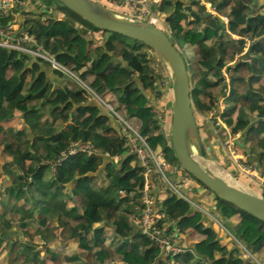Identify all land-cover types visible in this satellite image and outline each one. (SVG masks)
<instances>
[{
  "label": "trees",
  "instance_id": "16d2710c",
  "mask_svg": "<svg viewBox=\"0 0 264 264\" xmlns=\"http://www.w3.org/2000/svg\"><path fill=\"white\" fill-rule=\"evenodd\" d=\"M23 1L24 27L77 77L46 59L0 47V264H136L133 257L143 264H264V222L218 198L185 170L202 184L204 193L198 191V196H214L209 211L232 235L169 192L161 206L187 235L191 250L174 258L139 233L132 214L141 203L144 170L126 145L128 136L119 123L77 80L87 82L101 97L110 96V103L127 119L138 118L149 146L160 149L176 167L170 124L168 130L162 128L165 105L157 104L168 88L167 71L141 41L130 43L124 35L98 29L82 18L77 21L69 13L58 21L51 0ZM206 1L217 15L206 16V6L191 0L198 16L190 29L184 25L185 0H163L155 10L166 32L195 47L196 57L186 62L197 121L229 89L222 120L233 137L240 134L237 144L244 160L264 172V14H255L256 6L264 3ZM28 3L34 10L26 9ZM220 16L227 21L221 23ZM96 31L102 40L89 39L83 50L78 40ZM232 34L239 38H230ZM247 36L252 37L249 42ZM223 71L229 88L220 78ZM169 108L172 112V102ZM201 125L209 138L220 135L213 125ZM80 143L94 150L68 153ZM208 144L211 155L234 177L248 179L213 153L219 147ZM258 188L264 197V187ZM109 227L110 236L105 234ZM241 245L254 259L242 256Z\"/></svg>",
  "mask_w": 264,
  "mask_h": 264
},
{
  "label": "built area",
  "instance_id": "2783aa9c",
  "mask_svg": "<svg viewBox=\"0 0 264 264\" xmlns=\"http://www.w3.org/2000/svg\"><path fill=\"white\" fill-rule=\"evenodd\" d=\"M95 1L110 8H126L130 14H136L141 18L142 14L143 17H153L158 24H163L158 18V13L155 10V8L162 4L163 0ZM23 9H25V2L23 0H0V47H5L9 51H19L33 59H46L51 61L54 67L64 69L73 76H76L62 64L57 62L52 56H49L43 50L42 45L39 44L36 36L24 27L21 19L22 15L20 13ZM142 19L146 20L145 18ZM78 80L81 81L80 79ZM84 86L91 94H93L97 101L100 100L98 102L105 110L110 112L119 123L122 132L128 136L126 145L130 147L131 152L134 153L137 158L138 164L144 170L145 181L143 189L139 195L141 203L139 206H136L137 213L132 214V220L139 233L151 240L162 253L171 254L176 258L191 250L187 235L181 231L176 220H170L167 218L166 213L161 206L166 193L169 192L187 200L195 208V213L199 212L198 214L196 213L197 215L210 218L219 224V226L222 227V230L224 228L226 232L232 235V233L224 227L222 221L210 214L211 212L203 206V202L200 203L197 201V203H200L197 204L196 200L193 198L191 199L185 193L189 187H194L195 182L189 178L187 173H184L181 167L176 166L171 168L170 163L166 160L160 149L153 150L149 146L146 138L140 133V124L136 125V122H139V119L135 117L127 119L121 110L114 108V106L104 98L100 99V96L87 84H84ZM215 108L216 109L212 110L209 114V119L213 123L212 125L217 129L221 130V127H223L225 131L227 130L225 134L226 136L222 137L223 139H220V135H217V141L219 140L223 147H225L228 153L233 157H235V154L237 155V153L242 155L243 153L240 151L239 145L237 144V139L241 137L240 134H236V136L233 137L222 120L221 115L224 109L223 101L218 102L217 107ZM171 113L169 117L170 125ZM164 114H166V111H164ZM166 119L167 117L165 115L162 124V128L165 131L167 130ZM79 150L91 154L94 149L92 146L80 143L74 145L68 153H74ZM236 160H238L236 166L240 174L246 177L248 176L249 179L255 180L258 185L264 187V172L254 162L248 163L244 160V154ZM151 179H155L156 182H160L164 179L166 185L164 186L160 183L158 186H155ZM155 190H158V195ZM119 193L123 196L126 192L121 189L119 190ZM140 206L141 208L139 209Z\"/></svg>",
  "mask_w": 264,
  "mask_h": 264
},
{
  "label": "water",
  "instance_id": "95a60500",
  "mask_svg": "<svg viewBox=\"0 0 264 264\" xmlns=\"http://www.w3.org/2000/svg\"><path fill=\"white\" fill-rule=\"evenodd\" d=\"M58 1L98 29L143 42L151 49L150 55L155 53L159 57L172 83L170 139L179 166L218 198L233 203L264 222V197L230 184L210 167L209 163L214 164L215 158L206 146L193 110L187 62L167 32L147 20L95 0ZM187 10L191 12V6H187Z\"/></svg>",
  "mask_w": 264,
  "mask_h": 264
},
{
  "label": "rangeland",
  "instance_id": "374dc122",
  "mask_svg": "<svg viewBox=\"0 0 264 264\" xmlns=\"http://www.w3.org/2000/svg\"><path fill=\"white\" fill-rule=\"evenodd\" d=\"M52 1V4L55 6V8H56V11H55V13L54 14H56V16H58L59 17V19H58V21L59 20H61L60 18V16H63L64 14H66V13H69L71 16H73L77 21H80L79 19H80V17H78L77 15H75V14H73L72 13V11H70L67 7H65L63 4V6H61V4H60V2L58 1V0H51ZM264 3V0H261L260 1V3L259 4H263ZM34 4L33 3H28V6H26V9H28V11H32V10H34V6H33ZM208 5V10L209 11H211L212 13H217L215 10H214V8L211 6V5H209V4H207ZM256 8H257V12L255 13V14H264V7H259L258 5L256 6ZM115 9V8H114ZM118 10V9H117ZM119 11H121V10H119ZM124 12V11H123ZM126 13H130L129 11H125ZM131 15H134V16H137L136 14H132L131 13ZM142 16V18H145L147 21H149L151 24H154V25H158L159 27H161V28H163L164 30L166 29V27H165V25H163V24H158L157 23V21H156V19L155 18H153V17H151V18H149V17H143V14L141 15ZM158 16V18L163 22V18L161 17V15H157ZM156 16V17H157ZM137 17H139V16H137ZM79 18V19H78ZM139 18H141V17H139ZM141 18V19H142ZM148 18V19H147ZM157 18V19H158ZM160 21V22H161ZM161 22V23H162ZM193 22V19L192 18H190V17H186L185 19H184V25L187 27V29H190L191 27H192V25L190 24V23H192ZM58 25V24H57ZM166 31V30H165ZM168 34H169V36H170V38H171V40H172V42L174 43V45L181 51V53H182V55L184 56V58L188 61L189 59H192L193 57H194V53H193V48L192 47H190L189 45H185V44H183L182 42H180V41H177L175 38H173L171 35H170V33H169V31L167 32ZM129 38V37H128ZM89 39H93V40H95V41H99V40H102V38H101V35H99L98 34V32L96 31L95 32V34H92V33H89V34H87V35H82V37L78 40V43H79V45L81 46V48L84 50V48H85V46L87 45V41L89 40ZM132 38H130V39H126V41H128V42H130V43H132V40H131ZM64 70V69H63ZM64 71H66V70H64ZM67 72V71H66ZM74 74V73H73ZM75 75V74H74ZM226 75V74H225ZM167 76L168 77H165V83H166V87H168L167 89H166V94L164 95V98L162 99V100H159L158 102L159 103H157V104H159L158 106H161V104L162 103H164V107H165V109H164V111H166V117H167V119H166V129L168 130V128H169V117H170V113H171V111H170V108H169V103H171L172 102V95H173V93H172V83H171V81H170V78H169V75H168V73H167ZM227 76V75H226ZM80 79V78H79ZM79 83H80V85L81 86H83V87H85L84 86V84L86 85V83H82L81 81H79V80H77ZM86 81H88V80H86ZM85 82V81H84ZM93 95V94H92ZM93 98H95L94 96H92ZM100 99H105L107 102H111V98H110V96H106V97H102L101 98V96L99 97ZM96 99V98H95ZM98 101H100V100H98ZM159 111V110H158ZM160 115H161V113H160ZM204 119H206L205 121H206V123H204V122H202V120H204ZM223 119V118H222ZM140 122V121H139ZM138 121L136 122V125H139L140 123H139ZM202 122V123H201ZM210 121V119H209V114H207L206 116H204V117H202L200 120H198V124H202L201 126H202V128L204 129L206 126L205 125H212L213 123ZM227 129L229 130V128L227 127ZM226 132H227V130L225 131V129L223 128V127H221V130H219L217 133H219L220 134V139H223L222 137H225L226 135ZM216 133V134H217ZM202 135L204 136V138H205V140H206V144H207V142H209L210 143V145L208 144V147L210 146V147H213L215 144H213L212 143V141L211 140H215L214 139V137H212V138H209L204 132H202ZM212 135H214V134H212ZM211 139V140H210ZM219 145H218V147H219V149L218 150H216L215 152H213L212 150V152L215 154V155H217V157L218 156H220V155H222L223 156V158H224V160H226V161H229L230 163H231V165H232V167L239 173V170H238V168H237V166H236V162L238 161V160H236V159H239L240 157H242V155H239L238 153H237V155L235 154V157H233L231 154H229L228 153V151L225 149V147H223V145H222V143L219 141ZM211 145H213V146H211ZM210 149V148H209ZM214 156V155H213ZM117 159V158H116ZM218 159L219 160H221L219 157H218ZM217 158H215V163L213 164V167H214V169H215V171H217L218 173L219 172H222V173H219V174H221V176H223V178H224V176L225 175H229V177H231V181H233L234 183H237L238 185H240L241 187H243V188H245L248 192H251V193H253V194H256V195H261V194H259L261 191H260V189L258 188V187H260V185H258V183L255 181V180H252V179H249L248 178V176H247V178L248 179H246V178H243L244 179V181H242V180H239V179H237L236 177H234V175H233V173H231L229 170H227V168H225L224 166H223V164L218 160ZM171 168H173V166H171ZM244 176V175H243ZM242 177V176H241ZM246 177V176H245ZM225 179V178H224ZM173 180H174V178H173ZM197 181V180H196ZM160 183L162 184V185H166L165 184V181H164V179H162L161 181H160ZM199 184V185H198ZM196 183L195 182V185H194V187H197L196 189H192V188H188V190L187 191H185V193L192 199V198H195L198 202H200L201 203V198H202V202H203V206L209 211L210 210V206H208L210 203H212V204H214L215 203V199H214V196L213 195H211V194H209V193H207V194H209V195H200V196H198L199 194L198 193H196V192H198L199 191V193H201V194H203L204 193V190L202 189V184L201 183ZM196 193V194H195ZM214 194V193H213ZM198 198V199H197ZM197 201H196V203H197ZM200 203H197V204H200ZM197 214L199 213V212H196ZM211 214V213H210ZM112 231V229L109 227V228H107L106 229V233L105 234H107V235H109L110 236V232ZM223 231H226L224 228H223ZM188 233H190V231H187ZM187 233V234H188ZM195 239V238H194ZM112 241V240H111ZM119 242V240L118 239H116L115 241H114V243H113V245H116L117 243ZM242 250H243V252H242V256L244 257V258H249V257H253V259H254V256H252L250 253H249V251L246 249V247H244V246H242ZM174 258H176V257H174ZM134 263H136V264H143V262L142 261H139V260H137V258H135V257H133V260H132ZM174 261H175V259H174Z\"/></svg>",
  "mask_w": 264,
  "mask_h": 264
},
{
  "label": "flooded vegetation",
  "instance_id": "af4514ba",
  "mask_svg": "<svg viewBox=\"0 0 264 264\" xmlns=\"http://www.w3.org/2000/svg\"><path fill=\"white\" fill-rule=\"evenodd\" d=\"M186 1V4H185V14H186V17H190V18H192L193 19V22L192 23H194V20H195V18H197V14H195L194 13V10H193V8H192V6H191V4H190V1L191 0H185ZM200 3L201 4H203V5H205L206 6V8H207V13H206V16L207 15H210L212 12L211 11H209L208 10V5L207 4H209V5H211L210 4V2H208V1H206V0H200ZM187 6H191V12H189L188 10H187ZM212 6V5H211ZM212 14H214V15H217V13H212ZM196 15V16H195ZM220 21H221V23H225L226 21H227V19L226 18H224V17H222V16H220ZM192 23H190L191 25H193ZM163 24H164V22H163ZM231 37L230 38H233L234 40H237L238 38H239V36H237V35H234V34H232V35H230ZM250 39H252V37H250V36H247V37H245L244 38V40H246V41H250ZM189 46L190 47H192L193 48V53H194V57L192 58V59H189V61H191V60H193L195 57H196V55H195V50H194V46L193 45H190L189 44ZM244 53H246V52H243L241 55H243ZM240 56V55H239ZM236 59H238V55H236L235 56V59L231 62V63H234L235 61H236ZM226 74V72H222V74H221V79L222 80H224L225 81V83H227L228 84V88H229V77L228 76H226L225 75ZM226 90V92L224 93V94H222V96L218 99V102H220V101H223V103H224V108H225V102H224V99L226 98V96H227V94H228V90L229 89H225ZM216 107H217V105H216ZM214 109H216V108H214ZM213 109V110H214ZM223 111H224V109H223ZM223 111H222V114H223ZM210 112H212V111H210ZM210 112L208 113V114H210ZM206 119H204V120H202V122H204V123H206V121H205ZM198 122V121H197ZM201 122V123H202ZM224 122V121H223ZM200 123V124H201ZM199 125V124H198ZM201 130V129H200ZM230 131V130H229ZM201 133H202V131H201ZM205 136V135H204ZM204 136H203V138H204ZM204 140H205V138H204ZM205 142H206V140H205ZM258 261V260H257ZM258 264H263V263H261V262H259L258 261Z\"/></svg>",
  "mask_w": 264,
  "mask_h": 264
},
{
  "label": "bare ground",
  "instance_id": "6f19581e",
  "mask_svg": "<svg viewBox=\"0 0 264 264\" xmlns=\"http://www.w3.org/2000/svg\"><path fill=\"white\" fill-rule=\"evenodd\" d=\"M209 165H210V167L212 168V170L215 172L214 167H213V164L209 163ZM216 172H217V171H216ZM217 173H218V172H217ZM219 173H222V172H219ZM219 173H218V174H219ZM219 175L221 176V174H219ZM222 177H223V176H222ZM224 178H225V180H226L227 182H229L230 184H232V185H234V186H236V187H238V188H240V189H244V190H246L245 188L241 187V186L238 185L237 183H234L233 181H231L232 179H231V177H229V175H225Z\"/></svg>",
  "mask_w": 264,
  "mask_h": 264
},
{
  "label": "crops",
  "instance_id": "0c3cea01",
  "mask_svg": "<svg viewBox=\"0 0 264 264\" xmlns=\"http://www.w3.org/2000/svg\"><path fill=\"white\" fill-rule=\"evenodd\" d=\"M139 121H140V120H139ZM213 137H214V136H213ZM214 139H215V140H211V139H210V140L212 141L213 144H215V145H214L215 147H218V141H219V140L217 141V137H214ZM219 146H220V145H219ZM177 180H178V178H177Z\"/></svg>",
  "mask_w": 264,
  "mask_h": 264
}]
</instances>
